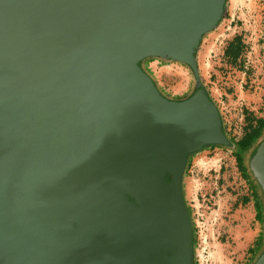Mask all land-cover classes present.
<instances>
[{
    "label": "water",
    "instance_id": "95a60500",
    "mask_svg": "<svg viewBox=\"0 0 264 264\" xmlns=\"http://www.w3.org/2000/svg\"><path fill=\"white\" fill-rule=\"evenodd\" d=\"M225 8L0 0V264H193L187 160L230 145L196 53ZM149 57L196 90L163 95ZM248 166L264 201V136Z\"/></svg>",
    "mask_w": 264,
    "mask_h": 264
},
{
    "label": "rangeland",
    "instance_id": "374dc122",
    "mask_svg": "<svg viewBox=\"0 0 264 264\" xmlns=\"http://www.w3.org/2000/svg\"><path fill=\"white\" fill-rule=\"evenodd\" d=\"M235 36L241 37L243 48L241 56L231 61L224 51ZM196 59L223 132L236 143L246 122L243 110L264 114V0H226L223 18L202 38ZM144 65L171 99L186 97L195 87L193 73L183 63L150 58ZM249 154L246 151L238 165L235 146L209 145L188 158L182 190L190 211L193 264H254L264 248L257 246L248 255L247 248L264 234V211L257 220L253 199L249 204L241 200L249 193V182L261 198L248 166Z\"/></svg>",
    "mask_w": 264,
    "mask_h": 264
},
{
    "label": "crops",
    "instance_id": "0c3cea01",
    "mask_svg": "<svg viewBox=\"0 0 264 264\" xmlns=\"http://www.w3.org/2000/svg\"><path fill=\"white\" fill-rule=\"evenodd\" d=\"M244 112H245L244 120L246 122L244 123V127H243V135L241 136V138H239L241 140L240 144L243 141H247L249 139L254 140L255 138H257L258 140L264 136V114L260 113L259 115H256L254 114V112H250L248 110H245ZM254 135L256 136L254 137ZM246 151H247V148L243 149V151L240 153L242 157L244 156V153ZM242 165H243L242 174L246 178V180H248V177L246 175V170L244 169V164ZM249 186L251 187L249 190V193H244L243 196L241 197V200L242 202H246L245 204H249L251 202L250 200L253 199L252 204L256 209L254 215H255V218L258 220L262 217L263 211L258 203L259 196L256 191V188L253 185H251V182H249ZM254 243L256 244L247 248V252L249 256L253 254L257 246L260 247V245L264 244V234L263 236L262 234H258V237L254 239Z\"/></svg>",
    "mask_w": 264,
    "mask_h": 264
},
{
    "label": "trees",
    "instance_id": "16d2710c",
    "mask_svg": "<svg viewBox=\"0 0 264 264\" xmlns=\"http://www.w3.org/2000/svg\"><path fill=\"white\" fill-rule=\"evenodd\" d=\"M242 48H243V46H242V43H241V37L240 36H235L234 38H233V40L228 44V46L226 47V49H225V55H227L230 59H231V61H236L240 56H241V53H242ZM150 58H152V57H149V58H146V59H144L143 60V68H144V70L149 74V75H151V73L149 72V70L148 69H146V67H145V65H144V63H145V61L146 60H148V59H150ZM152 59H155V58H152ZM153 77V76H152ZM154 79V78H153ZM155 80V79H154ZM157 88L160 90V88L158 87V85H157ZM203 90H204V88H203ZM195 91V87H194V89H193V91L190 93V94H192L193 92ZM205 91V93L208 95V97L210 98V96H209V94H208V92H206V90H204ZM162 93V92H161ZM163 94V93H162ZM189 94V95H190ZM164 95V94H163ZM189 95H187L186 97H188ZM186 97H183V98H180V99H184V98H186ZM211 99V98H210ZM177 100H179V99H177ZM212 100V99H211ZM243 111H245V110H243ZM222 130L224 131V129H223V127H222ZM256 135H254V137H255ZM263 137H261L260 139H258L257 140V138H255L254 140H252V139H249V140H247V141H243L241 144H240V139L236 142V143H233L232 141H230V144L231 145H233V146H235V154H236V160H237V164L238 165H240L241 163H242V156H241V152L243 151V149H246L247 148V151L248 150H250V152H251V150L256 146V144L262 139ZM210 146H213V145H210ZM214 146H216V145H214ZM187 163H188V160H187ZM252 174V173H251ZM253 176V175H252ZM254 178V177H253ZM254 181L256 182V184L258 185V187H259V189H260V186H259V184L257 183V181L254 179ZM260 192H261V190H260ZM263 194H262V192H261V198H259V201H258V203H259V206L262 208V211H264V201H263V196H262ZM188 212H189V215H190V211H189V209H188ZM193 250H194V240H193ZM264 251V248L262 249V251L260 252V254L262 253ZM260 254H259V256H260Z\"/></svg>",
    "mask_w": 264,
    "mask_h": 264
},
{
    "label": "flooded vegetation",
    "instance_id": "af4514ba",
    "mask_svg": "<svg viewBox=\"0 0 264 264\" xmlns=\"http://www.w3.org/2000/svg\"><path fill=\"white\" fill-rule=\"evenodd\" d=\"M195 90H196V88H195ZM180 99V98H179Z\"/></svg>",
    "mask_w": 264,
    "mask_h": 264
}]
</instances>
